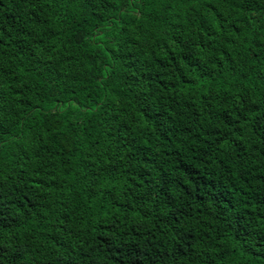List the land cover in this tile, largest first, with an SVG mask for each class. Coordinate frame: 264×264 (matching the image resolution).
Instances as JSON below:
<instances>
[{
    "label": "trees",
    "instance_id": "1",
    "mask_svg": "<svg viewBox=\"0 0 264 264\" xmlns=\"http://www.w3.org/2000/svg\"><path fill=\"white\" fill-rule=\"evenodd\" d=\"M0 264H264V0H0Z\"/></svg>",
    "mask_w": 264,
    "mask_h": 264
}]
</instances>
